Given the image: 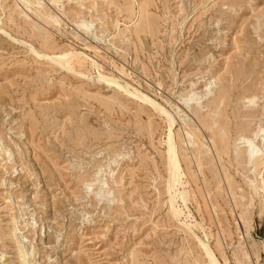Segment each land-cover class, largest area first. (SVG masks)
Here are the masks:
<instances>
[{"label":"rangeland","instance_id":"rangeland-1","mask_svg":"<svg viewBox=\"0 0 264 264\" xmlns=\"http://www.w3.org/2000/svg\"><path fill=\"white\" fill-rule=\"evenodd\" d=\"M30 1L0 0V264H264V0Z\"/></svg>","mask_w":264,"mask_h":264},{"label":"bare ground","instance_id":"bare-ground-1","mask_svg":"<svg viewBox=\"0 0 264 264\" xmlns=\"http://www.w3.org/2000/svg\"><path fill=\"white\" fill-rule=\"evenodd\" d=\"M39 0H35V2L38 3ZM56 0H52V2H55ZM22 2L25 4V5H31L32 2L30 0H22ZM39 5V4H38ZM28 8V7H27ZM36 11V10H35ZM51 18H53L55 21H58L56 15H52V14H49ZM80 15V14H79ZM90 24H91V21H86L84 19H80L79 22H77V26L78 28H80L81 30L83 31H86V32H91V28H90ZM207 87V86H206ZM207 92H208V88L205 89ZM195 97V96H194ZM198 97V96H197ZM200 97V96H199ZM188 98V97H187ZM191 99H194V98H188V99H185L184 102L187 106V108H189L191 105L193 104H197L198 101L196 100L195 102H191ZM249 99V98H248ZM255 99L252 97L249 99L250 102H253ZM251 104V103H250ZM253 104V103H252ZM163 110V109H162ZM187 132V131H186ZM189 133V132H188ZM171 134V133H170ZM190 134V133H189ZM188 135V134H187ZM193 135V134H192ZM189 137V135H188ZM194 137V136H192ZM191 137H189L190 139ZM243 138V137H242ZM245 140H243L242 144H243V147H244V150H243V153H244V160L251 164V166L254 168V171L256 170V167L259 166V170L257 171V174L260 173V168L262 169V167L264 168V131L263 130H258L254 133V136L253 138H245ZM257 140V141H256ZM190 142V141H188ZM239 142V141H237ZM259 142H262V143H259ZM240 144V145H242ZM172 161L174 163V158H173V152H172ZM246 163V164H247ZM251 167V169H252ZM255 173V172H254ZM263 183H264V179H263ZM255 188V187H254ZM100 190V189H99ZM98 190V191H99ZM104 193V192H103ZM97 195H101V192H97ZM170 200H172L170 198ZM171 202V201H170ZM173 203V202H171ZM172 205V204H171ZM173 206V205H172ZM21 253V252H20ZM22 256V255H21ZM20 256V257H21ZM24 259V258H22ZM215 264H218L216 261H215Z\"/></svg>","mask_w":264,"mask_h":264}]
</instances>
